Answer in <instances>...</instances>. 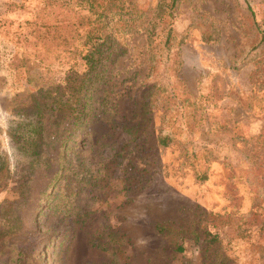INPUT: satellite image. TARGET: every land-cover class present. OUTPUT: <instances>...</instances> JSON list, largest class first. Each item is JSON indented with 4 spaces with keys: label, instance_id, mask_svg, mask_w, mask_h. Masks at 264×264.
I'll list each match as a JSON object with an SVG mask.
<instances>
[{
    "label": "rangeland",
    "instance_id": "374dc122",
    "mask_svg": "<svg viewBox=\"0 0 264 264\" xmlns=\"http://www.w3.org/2000/svg\"><path fill=\"white\" fill-rule=\"evenodd\" d=\"M52 2L78 4L0 0V264H264V0H125L106 13L70 132L73 116L34 100L87 70L79 39L25 40ZM159 128L174 132L166 146Z\"/></svg>",
    "mask_w": 264,
    "mask_h": 264
},
{
    "label": "trees",
    "instance_id": "16d2710c",
    "mask_svg": "<svg viewBox=\"0 0 264 264\" xmlns=\"http://www.w3.org/2000/svg\"><path fill=\"white\" fill-rule=\"evenodd\" d=\"M45 2L46 0H41ZM77 8L72 9L66 6H61L56 3H49L48 8L41 11L40 15H33L34 19L30 21V24L35 27L34 31L28 36L26 40L30 42V45L37 49V47L47 48L62 47L65 51L69 50V47H72L74 41L77 42L78 48L70 49V52L77 51L81 54L83 64L87 67V70L84 73H78L75 70H68L66 75L61 80V83L55 88L54 96L48 100L47 103L40 101V99L34 100V102L40 103L38 113L50 114L56 112L65 118L73 116L76 97L80 92L81 88L84 85V79H86V74L89 72L95 59H100L99 55L101 54L102 45L106 42L109 37V27L111 23L108 19L105 18L108 14L113 13L117 9L124 7L125 0H77ZM175 0H171V5H173ZM44 6V5H42ZM128 11H134L135 7L128 1L126 6ZM113 8V10H109ZM32 16V15H31ZM252 17V16H251ZM259 26V25H258ZM255 26V30L260 36L259 41L263 42L264 45V34L261 29ZM67 30L74 32V35L71 33L67 35ZM256 37V38H257ZM173 39L172 34L170 33V28L165 30V36L163 41L170 42ZM201 39L203 41H213L215 39L212 27L208 28L207 31L202 32ZM80 45H82L80 49ZM36 107V106H35ZM37 109V107H36ZM75 114V113H74ZM79 115V114H76ZM76 117L73 116L72 127L68 128V132L75 130V126L78 125ZM78 128V127H77ZM122 130L129 136L130 140H134L142 133V129L132 124H126L122 126ZM174 136V132H168L166 129L159 128L157 132V142L159 145L166 146L168 145ZM204 218L218 219L221 224L226 226L227 229L232 228L233 222L232 218L226 214H216L212 212L204 213ZM158 232L170 233V229L165 226L156 225ZM237 228V227H235ZM185 233L194 234L196 237L198 234H202L204 240L207 244H211L218 240L217 234L211 233L206 228H201L197 232L193 230V227L188 226V229L184 231ZM230 232H240L238 230H232ZM228 233V232H227ZM242 233L238 235L241 236ZM170 236L174 237L173 234ZM181 246L178 245L177 250H181Z\"/></svg>",
    "mask_w": 264,
    "mask_h": 264
}]
</instances>
